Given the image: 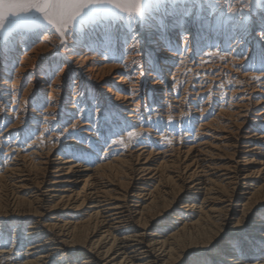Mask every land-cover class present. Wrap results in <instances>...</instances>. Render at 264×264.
<instances>
[{
	"label": "bare ground",
	"instance_id": "obj_1",
	"mask_svg": "<svg viewBox=\"0 0 264 264\" xmlns=\"http://www.w3.org/2000/svg\"><path fill=\"white\" fill-rule=\"evenodd\" d=\"M197 3L0 37V264H264V0Z\"/></svg>",
	"mask_w": 264,
	"mask_h": 264
},
{
	"label": "snow or ice",
	"instance_id": "obj_2",
	"mask_svg": "<svg viewBox=\"0 0 264 264\" xmlns=\"http://www.w3.org/2000/svg\"><path fill=\"white\" fill-rule=\"evenodd\" d=\"M251 5L252 0H244V9ZM194 8H198L197 0H0V37H6L25 26H34L40 32L53 30L59 37L57 49L70 51V36L85 30L93 22L100 23L107 19L138 21L148 18L154 12H160L163 16H179L180 21H184ZM236 11L234 5H229L228 12ZM177 22L174 21L173 27ZM261 35L264 36V31ZM208 55L218 53L212 52ZM59 70L60 66L55 69L57 72ZM259 71L264 73V50L260 54ZM253 79L259 80L261 76H253ZM168 119L171 121L173 117L169 116ZM77 128L78 124L72 123L71 131L65 128L61 135L67 133L65 138H71ZM142 135L143 132L137 131L127 133L129 140ZM171 142L168 139V143ZM112 143L128 147L124 137Z\"/></svg>",
	"mask_w": 264,
	"mask_h": 264
}]
</instances>
